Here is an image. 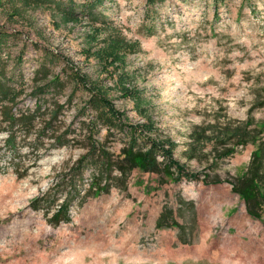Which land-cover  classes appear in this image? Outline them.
I'll return each mask as SVG.
<instances>
[{"label": "rangeland", "instance_id": "374dc122", "mask_svg": "<svg viewBox=\"0 0 264 264\" xmlns=\"http://www.w3.org/2000/svg\"><path fill=\"white\" fill-rule=\"evenodd\" d=\"M2 103L0 264H264V0H0ZM123 148L157 163L96 188Z\"/></svg>", "mask_w": 264, "mask_h": 264}, {"label": "trees", "instance_id": "16d2710c", "mask_svg": "<svg viewBox=\"0 0 264 264\" xmlns=\"http://www.w3.org/2000/svg\"><path fill=\"white\" fill-rule=\"evenodd\" d=\"M9 100H11L10 97L7 98V101ZM15 115L16 114L8 107V105H5L4 103L0 105V131L2 130L1 124L4 121L10 122V125L12 126L18 125V127H24L27 132H30L36 126L35 116L31 114V112L21 113L19 117H16ZM249 126L248 122H245L237 126L232 133L233 137L236 138L234 144L239 146L252 143L257 146L252 153V158L247 170L239 176L233 184L234 190L244 198L249 214L255 218H262L264 216V120L260 122V126L258 124L253 128H250ZM13 136L14 131H11L8 139H12ZM122 154L124 157L115 163H112L113 166L110 165L107 169L106 183L103 186L101 185V180L97 178L92 179L91 183L96 186V188H103L104 190L109 189L110 181L117 178L114 176L112 177V171L114 169L119 170L121 176H123L127 171L141 167V162L145 164L157 163L155 158L151 159L149 157V155H152L148 152L141 153L140 151L137 154L134 153L133 150L123 148ZM94 165L97 167L93 168L98 171H101L104 168L103 165L100 166L98 163H94ZM114 166L116 168L113 169ZM90 191L93 192L91 189ZM66 207V204H62L59 210L55 213V216L57 218L63 215L65 216Z\"/></svg>", "mask_w": 264, "mask_h": 264}]
</instances>
